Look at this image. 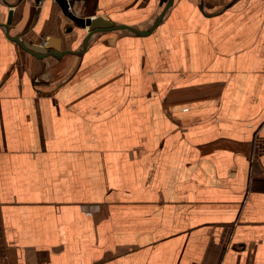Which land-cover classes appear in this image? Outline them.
<instances>
[{"label":"crops","instance_id":"crops-1","mask_svg":"<svg viewBox=\"0 0 264 264\" xmlns=\"http://www.w3.org/2000/svg\"><path fill=\"white\" fill-rule=\"evenodd\" d=\"M68 1L0 0V264H264V0Z\"/></svg>","mask_w":264,"mask_h":264},{"label":"water","instance_id":"water-1","mask_svg":"<svg viewBox=\"0 0 264 264\" xmlns=\"http://www.w3.org/2000/svg\"><path fill=\"white\" fill-rule=\"evenodd\" d=\"M59 5L61 6L63 13L72 21L74 24H76L80 28H87L88 35L84 41V44H87L89 41V38L99 32H103L106 30H120V29H126L127 26H115L114 23H112L109 20H105L99 17L96 18H83L80 16H77L74 14L70 8V4L68 0H56ZM10 19L8 21V24L11 23L12 15L10 14ZM163 18L161 16L160 20ZM158 23V22H157ZM133 30V29H132ZM152 31V30H150ZM148 32H141V35L148 34ZM135 32V30H134ZM16 40V39H15ZM18 41V40H16ZM26 49L29 51L35 53V54H41L44 55L47 51V48L49 47V43L45 44L44 47H40L31 43L23 42L22 44Z\"/></svg>","mask_w":264,"mask_h":264}]
</instances>
